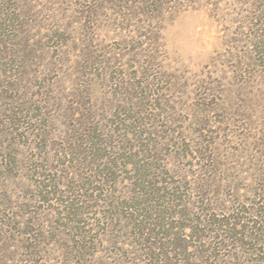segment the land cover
I'll list each match as a JSON object with an SVG mask.
<instances>
[{"label":"rangeland","instance_id":"1","mask_svg":"<svg viewBox=\"0 0 264 264\" xmlns=\"http://www.w3.org/2000/svg\"><path fill=\"white\" fill-rule=\"evenodd\" d=\"M0 264H264V0H0Z\"/></svg>","mask_w":264,"mask_h":264}]
</instances>
